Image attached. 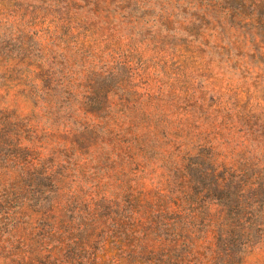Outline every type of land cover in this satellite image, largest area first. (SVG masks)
Returning <instances> with one entry per match:
<instances>
[{"label": "rangeland", "instance_id": "obj_1", "mask_svg": "<svg viewBox=\"0 0 264 264\" xmlns=\"http://www.w3.org/2000/svg\"><path fill=\"white\" fill-rule=\"evenodd\" d=\"M69 81L77 104L92 81L112 90L102 117H76L106 126V143L76 152L82 123L44 108ZM0 110L30 119L46 150H72L75 193L154 200L170 140L264 160V0H0ZM243 264H264V244Z\"/></svg>", "mask_w": 264, "mask_h": 264}, {"label": "trees", "instance_id": "obj_2", "mask_svg": "<svg viewBox=\"0 0 264 264\" xmlns=\"http://www.w3.org/2000/svg\"><path fill=\"white\" fill-rule=\"evenodd\" d=\"M92 83L79 104L73 81L40 100L70 123L81 111L100 118L112 90ZM29 121L0 110V264H243L264 244V160L224 162L213 147L170 140L169 188L154 200L75 193L72 150L38 145ZM82 125L76 152L107 142L102 123Z\"/></svg>", "mask_w": 264, "mask_h": 264}]
</instances>
